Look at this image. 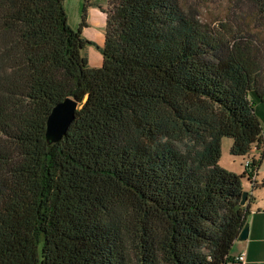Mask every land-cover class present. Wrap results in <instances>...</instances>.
I'll list each match as a JSON object with an SVG mask.
<instances>
[{"label": "trees", "instance_id": "obj_1", "mask_svg": "<svg viewBox=\"0 0 264 264\" xmlns=\"http://www.w3.org/2000/svg\"><path fill=\"white\" fill-rule=\"evenodd\" d=\"M63 2L0 0V264H226L264 156V41L181 0H106L90 67L85 5L72 29ZM236 3L264 34V0ZM64 97L78 107L48 143ZM223 137L251 158L240 174Z\"/></svg>", "mask_w": 264, "mask_h": 264}, {"label": "rangeland", "instance_id": "obj_2", "mask_svg": "<svg viewBox=\"0 0 264 264\" xmlns=\"http://www.w3.org/2000/svg\"><path fill=\"white\" fill-rule=\"evenodd\" d=\"M181 2L184 8L194 10L203 22L215 24L218 20L229 16L242 29H249L255 34L259 33L261 41H264L262 28L257 27L259 21L254 10L246 4L239 5L236 0H181ZM82 4L85 5L87 16L81 29V36L88 42L81 49L80 54L88 58V66L95 63L98 67L102 61L101 47L104 40L106 0H64L66 21L72 29H76L78 26ZM231 143L232 138H222L218 163L223 168L236 173L242 168L245 170L244 160L246 158L231 155L229 152ZM243 186L244 188L248 187L245 178H243Z\"/></svg>", "mask_w": 264, "mask_h": 264}, {"label": "crops", "instance_id": "obj_3", "mask_svg": "<svg viewBox=\"0 0 264 264\" xmlns=\"http://www.w3.org/2000/svg\"><path fill=\"white\" fill-rule=\"evenodd\" d=\"M86 9V8H85ZM86 11V10H85ZM85 14V19H86ZM88 61V58H86ZM90 67H97L95 63ZM255 112L261 122V134L264 138V104L253 97ZM231 145V144H230ZM238 170V174L243 172ZM241 171V172H240ZM248 187L244 190L249 193L250 212L247 215L246 223L248 224V234L244 240L235 239L228 255L226 264H264V156L254 175L257 185L251 187L247 178ZM244 252V260L237 261L236 257Z\"/></svg>", "mask_w": 264, "mask_h": 264}, {"label": "water", "instance_id": "obj_4", "mask_svg": "<svg viewBox=\"0 0 264 264\" xmlns=\"http://www.w3.org/2000/svg\"><path fill=\"white\" fill-rule=\"evenodd\" d=\"M77 102L70 98L64 97L56 102L50 109L45 119L44 138L48 143H54L62 138L67 127L74 118V112L77 109ZM248 196V191L242 192L240 203L244 205ZM248 234V224L245 223L240 230L237 239L244 240Z\"/></svg>", "mask_w": 264, "mask_h": 264}, {"label": "built area", "instance_id": "obj_5", "mask_svg": "<svg viewBox=\"0 0 264 264\" xmlns=\"http://www.w3.org/2000/svg\"><path fill=\"white\" fill-rule=\"evenodd\" d=\"M254 151H256L255 148H253L252 153H253ZM250 163H251V158L248 156V157L246 158V160H244V167H245V168H248L249 165H250ZM254 175H255V173H253V175H252V177H251L252 180H254ZM236 260L242 262V261L244 260V252L241 253V254H239V255L236 257Z\"/></svg>", "mask_w": 264, "mask_h": 264}]
</instances>
